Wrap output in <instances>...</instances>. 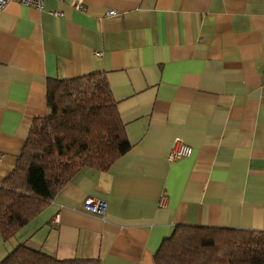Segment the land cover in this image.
<instances>
[{
	"label": "crops",
	"instance_id": "crops-1",
	"mask_svg": "<svg viewBox=\"0 0 264 264\" xmlns=\"http://www.w3.org/2000/svg\"><path fill=\"white\" fill-rule=\"evenodd\" d=\"M93 72L106 77L130 148L106 170L80 169L0 236V262L27 243L58 259L156 264L178 224L264 231V0L9 1L0 183L47 113L48 79ZM175 138L192 153L170 161ZM86 197L106 202L102 217Z\"/></svg>",
	"mask_w": 264,
	"mask_h": 264
},
{
	"label": "trees",
	"instance_id": "trees-1",
	"mask_svg": "<svg viewBox=\"0 0 264 264\" xmlns=\"http://www.w3.org/2000/svg\"><path fill=\"white\" fill-rule=\"evenodd\" d=\"M124 124L104 73L48 79L47 113L32 121L13 169L0 183V236L9 239L84 167L106 170L128 151ZM156 264H264V231L178 224ZM0 264H98L58 259L18 244Z\"/></svg>",
	"mask_w": 264,
	"mask_h": 264
},
{
	"label": "built area",
	"instance_id": "built-area-1",
	"mask_svg": "<svg viewBox=\"0 0 264 264\" xmlns=\"http://www.w3.org/2000/svg\"><path fill=\"white\" fill-rule=\"evenodd\" d=\"M9 1H16L20 4H26L35 6L36 8L41 9L43 6L44 0H0V10L5 7V5ZM114 10H108L105 15L112 16L114 15ZM96 55L100 54V52H95ZM192 153V148L188 144L184 143L181 139L175 138L168 153V160H175L178 158L189 156ZM163 200H160L159 204L161 205ZM83 207L86 211H89L97 216H103L106 210V202L102 199L98 198H90L86 197L83 200Z\"/></svg>",
	"mask_w": 264,
	"mask_h": 264
}]
</instances>
